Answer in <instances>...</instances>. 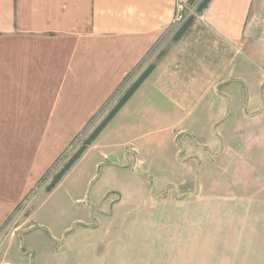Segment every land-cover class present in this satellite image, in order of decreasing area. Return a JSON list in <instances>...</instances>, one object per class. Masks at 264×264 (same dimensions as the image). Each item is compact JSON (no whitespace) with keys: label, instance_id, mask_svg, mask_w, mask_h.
<instances>
[{"label":"crops","instance_id":"crops-1","mask_svg":"<svg viewBox=\"0 0 264 264\" xmlns=\"http://www.w3.org/2000/svg\"><path fill=\"white\" fill-rule=\"evenodd\" d=\"M178 1L0 0V230L142 67L153 71L71 170L145 137L150 105L219 111L207 126L225 148L236 112L246 137L264 132V0H180L193 20L173 26Z\"/></svg>","mask_w":264,"mask_h":264},{"label":"rangeland","instance_id":"rangeland-1","mask_svg":"<svg viewBox=\"0 0 264 264\" xmlns=\"http://www.w3.org/2000/svg\"><path fill=\"white\" fill-rule=\"evenodd\" d=\"M151 68L125 81L1 228L0 264H264L263 174L245 148L261 154L264 132L242 134L238 112L225 148L207 126L219 111L150 105L145 137L131 136L112 157L91 152L47 191Z\"/></svg>","mask_w":264,"mask_h":264},{"label":"trees","instance_id":"trees-1","mask_svg":"<svg viewBox=\"0 0 264 264\" xmlns=\"http://www.w3.org/2000/svg\"><path fill=\"white\" fill-rule=\"evenodd\" d=\"M210 0H204V2L200 6V10H203L207 7ZM153 71V68L149 69L143 77L139 80V82L125 95V97L120 101V103L115 107V109L108 115L105 121L101 124V126L92 134V136L88 139L85 146L81 149V151L76 154V156L64 167L62 172L58 174L53 183L47 188V191H52L57 184H59L64 176L71 170V168L75 165V163L82 157L84 152L91 146L101 132L106 128V126L111 122V120L119 113V111L125 106V104L129 101V99L134 95V93L138 90V88L143 84V82L148 78V76Z\"/></svg>","mask_w":264,"mask_h":264},{"label":"built area","instance_id":"built-area-1","mask_svg":"<svg viewBox=\"0 0 264 264\" xmlns=\"http://www.w3.org/2000/svg\"><path fill=\"white\" fill-rule=\"evenodd\" d=\"M184 10L183 3L179 0L177 4V13L173 22V26H178L184 21V16L182 15V12ZM201 20H204L203 16L199 17Z\"/></svg>","mask_w":264,"mask_h":264}]
</instances>
